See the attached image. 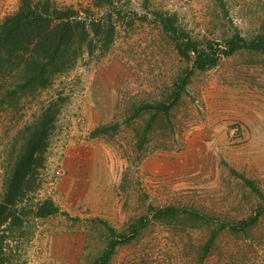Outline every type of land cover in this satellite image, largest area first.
Here are the masks:
<instances>
[{
  "label": "rangeland",
  "instance_id": "rangeland-1",
  "mask_svg": "<svg viewBox=\"0 0 264 264\" xmlns=\"http://www.w3.org/2000/svg\"><path fill=\"white\" fill-rule=\"evenodd\" d=\"M11 1L0 0V22L17 11ZM50 2L88 23L111 15L114 35L48 88L0 104V201L25 130L53 114L32 201L59 212L8 237L13 264H93L110 230L128 234L140 218L147 225L107 264H264V46L223 53L234 35L264 37V0ZM169 25L216 64L194 68ZM181 78L177 103L158 111ZM9 85L0 78V100ZM167 207L175 220L152 218Z\"/></svg>",
  "mask_w": 264,
  "mask_h": 264
},
{
  "label": "trees",
  "instance_id": "trees-1",
  "mask_svg": "<svg viewBox=\"0 0 264 264\" xmlns=\"http://www.w3.org/2000/svg\"><path fill=\"white\" fill-rule=\"evenodd\" d=\"M96 7L112 6L116 0H94ZM107 15L102 20L85 22L78 18L72 8H58L50 0L33 2L20 0L15 13L0 22V78L9 77L10 85L1 96L0 104L12 98L33 94L51 85L53 77L68 70L84 52L91 55L94 50L104 54L113 41L114 27ZM170 23V20H167ZM172 33L178 35L176 30ZM97 38V39H96ZM177 51L182 58L189 60L194 55L193 67L205 70L216 64L218 56L197 49L192 41L180 34ZM264 37L245 42L234 35L225 43V56L240 48L260 49ZM186 78H181L171 94L170 104H159L158 111L168 112L180 98ZM52 113L47 108L35 122L25 130L20 152L9 175L6 177L5 192L0 201V264H13L9 238L19 233L27 218L41 219L56 215L58 207L45 199L33 203L32 197L39 187V171L46 161V151L52 130ZM96 130L92 136L105 132ZM151 211L153 208H150ZM178 210L174 207L158 209L152 218L175 220ZM256 218L239 222L235 230H244ZM146 218H140L130 226L128 234L115 235L107 243L102 254L93 264H107L118 245L128 243L140 228L147 225ZM214 236V235H213ZM118 237V238H114ZM208 248V245L206 246Z\"/></svg>",
  "mask_w": 264,
  "mask_h": 264
},
{
  "label": "crops",
  "instance_id": "crops-1",
  "mask_svg": "<svg viewBox=\"0 0 264 264\" xmlns=\"http://www.w3.org/2000/svg\"><path fill=\"white\" fill-rule=\"evenodd\" d=\"M11 2H12V5L11 6H14L15 4H19V0H12Z\"/></svg>",
  "mask_w": 264,
  "mask_h": 264
}]
</instances>
